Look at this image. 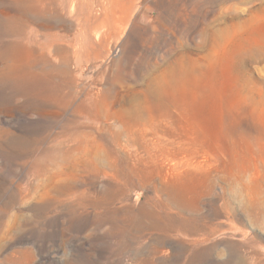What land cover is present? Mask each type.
<instances>
[{
    "label": "rangeland",
    "instance_id": "obj_1",
    "mask_svg": "<svg viewBox=\"0 0 264 264\" xmlns=\"http://www.w3.org/2000/svg\"><path fill=\"white\" fill-rule=\"evenodd\" d=\"M0 264H264V0H0Z\"/></svg>",
    "mask_w": 264,
    "mask_h": 264
}]
</instances>
